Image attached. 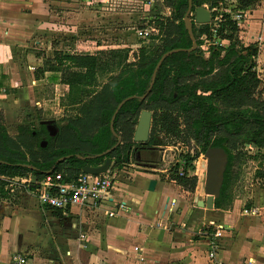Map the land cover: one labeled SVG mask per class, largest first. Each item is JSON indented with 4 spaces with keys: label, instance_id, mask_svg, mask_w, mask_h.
I'll use <instances>...</instances> for the list:
<instances>
[{
    "label": "crops",
    "instance_id": "0c3cea01",
    "mask_svg": "<svg viewBox=\"0 0 264 264\" xmlns=\"http://www.w3.org/2000/svg\"><path fill=\"white\" fill-rule=\"evenodd\" d=\"M145 1L88 5L85 0H0V114L7 135L18 140L20 126L37 129L41 124L54 133L59 124L78 115L69 86L61 82L60 72L41 71L43 60L52 59L55 50L93 54L106 48L127 49L130 62L129 55L135 54H130L131 48L137 45L129 37L135 30L132 21L154 27V20L145 15ZM165 8L168 15L170 8ZM240 30L246 41L250 35L262 37L260 90L264 86V0L246 8ZM85 35L91 41L85 42ZM55 114L64 117L50 118ZM156 151L141 147L140 158L153 159ZM152 165L119 166L112 159L110 167L117 177L109 200L98 209L43 207L24 187L10 190L5 185L8 195L0 197V264H13L16 254H24L29 264H213L208 248L217 230L216 260L264 264L263 179V187L239 205L238 195L230 190V177L216 205L221 177L213 205L207 207L203 186L187 190L166 169ZM178 165L179 161L176 174ZM185 167L184 175H196L187 163ZM31 174L16 177L30 180ZM150 179L156 180L152 189ZM119 203L118 214L108 216L106 210Z\"/></svg>",
    "mask_w": 264,
    "mask_h": 264
},
{
    "label": "trees",
    "instance_id": "16d2710c",
    "mask_svg": "<svg viewBox=\"0 0 264 264\" xmlns=\"http://www.w3.org/2000/svg\"><path fill=\"white\" fill-rule=\"evenodd\" d=\"M218 1L192 0L189 14L188 0H163L162 5L169 7L170 13L155 20L160 33L152 36V43L156 36L157 42L140 46L135 61H127V49H102L93 54L55 50L52 59L45 58L41 71L44 68L60 72V80L73 93L71 100L79 114L59 124L54 133L44 124L37 129L20 126L18 140L7 135L0 114V197L8 195L7 177L32 172L39 180L47 173L62 172L69 179L81 172L84 164H99L106 156L116 165L126 163L128 147L137 144L132 140L137 116L146 108L152 111L147 144L154 143L157 132H163L193 139L199 148L196 156L209 147L224 151L226 161L219 196L215 199V204H220L237 156L233 149L238 140L244 138L264 148V99L256 93L260 77L254 69L258 49L255 35L242 42L236 36V22L225 15L217 35L228 39V43L211 45L208 54L199 47L200 35L209 36L212 24L195 23L192 12L196 6L212 7ZM256 1L239 0V6L249 8ZM186 15L191 18L194 49H189L192 38L184 20ZM163 54L153 78V70ZM111 70L117 72L97 88L98 73ZM151 81L150 90L141 98ZM123 99L113 120L114 134L110 118ZM75 127L104 135V146L96 151L75 150L69 145V134ZM111 147L108 153H103ZM262 162L257 174L264 180V158ZM175 167L170 178L193 191L197 176L178 175Z\"/></svg>",
    "mask_w": 264,
    "mask_h": 264
},
{
    "label": "built area",
    "instance_id": "2783aa9c",
    "mask_svg": "<svg viewBox=\"0 0 264 264\" xmlns=\"http://www.w3.org/2000/svg\"><path fill=\"white\" fill-rule=\"evenodd\" d=\"M99 2L108 3L110 0H85V3L88 5L98 4ZM135 2L136 1H134V3ZM143 5H145L148 11L149 8L154 6V2L153 0H146ZM203 6L210 11V22L208 23L212 24L211 34L209 36L206 34L200 35L201 43L199 47L204 54H208L211 45H224L228 43V39L220 38L217 35V29L220 22L225 18V15L230 16V18L236 22L238 26L236 32L237 38L246 42L240 30L246 8L239 6V0H219L217 4L212 7H209L207 4H203ZM145 15H147V18L150 17L148 12H145ZM153 30L154 27L145 22L143 26L135 28L134 32L139 39L145 40ZM256 42L258 49L257 54L254 56V69L260 77L262 71V67L258 60V54L262 46V37L260 35L256 37ZM185 164V160L180 161L177 168V173L179 175L185 174ZM116 177L117 171L111 169V167L106 172L99 174L81 171L75 177L69 179L62 172H53L47 173L39 180H36L32 189L29 186L30 180L26 178L21 179L13 176L5 179L7 181L6 186L10 188V190H13L15 187H24V189L31 192L41 206L65 211L73 205L89 207L91 209L103 207L105 202L109 200V191ZM121 207V203L115 204L113 207L106 210V214L108 216H115L118 214ZM219 234V230L213 233V238L209 241L208 255L213 261V264H227L216 260L217 243L215 237ZM134 248L137 249V247ZM13 264H29V261L24 254H16L13 256Z\"/></svg>",
    "mask_w": 264,
    "mask_h": 264
},
{
    "label": "rangeland",
    "instance_id": "374dc122",
    "mask_svg": "<svg viewBox=\"0 0 264 264\" xmlns=\"http://www.w3.org/2000/svg\"><path fill=\"white\" fill-rule=\"evenodd\" d=\"M163 13L167 15V9L157 0L154 6L148 9V14L150 15L149 18L154 20V30L145 40L139 39L135 35V32L131 31L129 33L131 42H134V44L137 45L132 46L130 54H136L140 46L152 43V36L160 33L158 26L155 25V20L157 17L163 15ZM132 22L133 23L131 26L135 28L143 24V21H141L140 24L137 20H133ZM90 38L91 37L85 35L84 41H91ZM103 39L110 41L108 38ZM157 39L158 36L154 38L153 43H156ZM135 54L129 55V61L136 60ZM116 72L117 71L111 70L106 71L104 74L98 73L97 79L99 81V85H97V88H99L101 83L107 81L108 78L114 75ZM210 76H214V73ZM256 93L261 99H264V86H262L260 90H257ZM66 113L68 114L69 111L64 112L63 114ZM63 114H55V116H50V118L60 120ZM71 131L72 133L69 134V145H71V147L75 150L79 149L82 151H96L100 150L105 144L104 135L97 134L95 130L90 131L89 129L86 130V128L75 127ZM253 144L254 143L252 141L246 142L244 138H240V140H238V142L236 143L235 148L233 149V154H236L237 156L233 159L230 170V177L232 179L230 190L232 191L233 195H238L240 203L239 205L247 203L249 201V195H251V193H253L257 189V187H263V180L258 176L257 171L259 169H262L264 148H258L256 145L252 146ZM139 145L134 144L128 147V161L126 163L141 162L142 166L144 167H153L152 164L157 163L160 165L161 169H166L165 172L171 175L174 172L173 168L178 164V161L180 163L181 160H185L190 170L195 171L196 175L198 176V190H200V187L203 186V181L201 178L203 176V173L205 172V170L203 169L204 156L202 152L196 156V151H198L199 148L193 139L186 140L182 136L167 135L163 132H157L154 136V143L150 144V146L151 148L153 147L157 149V151L155 152L157 154L154 155L158 156H154L153 159L148 160L140 158L142 156V153L139 152ZM187 157H189V159H186ZM124 164L125 163H123L122 165Z\"/></svg>",
    "mask_w": 264,
    "mask_h": 264
},
{
    "label": "water",
    "instance_id": "95a60500",
    "mask_svg": "<svg viewBox=\"0 0 264 264\" xmlns=\"http://www.w3.org/2000/svg\"><path fill=\"white\" fill-rule=\"evenodd\" d=\"M192 7V0H188V13L191 14L190 10ZM194 22L196 23H208L210 22V11L204 7L203 5H199L195 7L194 12ZM188 15V14H187ZM185 16L184 20L188 29V32L192 38V46L189 49H194L196 47V40L195 37L193 36V31H192V23H191V18L188 16ZM164 54L161 56L159 61L157 62L154 70H153V78L155 76V72L157 67L159 66L161 60L164 58ZM152 85V81L148 88L146 89L145 93L140 95L141 98H144L148 91L150 90V87ZM125 99L121 100L116 109L114 110L109 126L111 131L115 134V131L113 130V120L115 117V114L124 102ZM151 122H152V111L150 109H141L132 133V140L136 143H144L147 142L149 139L150 135V130H151ZM120 142V137L117 136V141L116 144ZM114 147V146H113ZM113 147L105 150L103 153H108ZM203 156L206 160V165H205V172H204V193H205V205L207 207H212L213 205V200L215 196L218 194V189L220 186L221 182V177H222V171L224 169V162L226 161V155L224 151L219 148V147H209L203 152ZM62 158V157H61ZM59 158L58 161L61 159ZM112 164V158L109 156H106L103 160V162L99 164H84L82 166V171L86 173H91V174H99L106 172ZM37 177L35 174L30 175V185L33 186ZM155 179H150L148 183V188L152 189L154 184H155Z\"/></svg>",
    "mask_w": 264,
    "mask_h": 264
},
{
    "label": "bare ground",
    "instance_id": "6f19581e",
    "mask_svg": "<svg viewBox=\"0 0 264 264\" xmlns=\"http://www.w3.org/2000/svg\"><path fill=\"white\" fill-rule=\"evenodd\" d=\"M205 165H206V160H205V158H204V165H203V166H204V168H203L204 170H205ZM201 179H202V181H203V187H204V173H203V176H202ZM203 187H202V190H203V192H204Z\"/></svg>",
    "mask_w": 264,
    "mask_h": 264
},
{
    "label": "flooded vegetation",
    "instance_id": "af4514ba",
    "mask_svg": "<svg viewBox=\"0 0 264 264\" xmlns=\"http://www.w3.org/2000/svg\"><path fill=\"white\" fill-rule=\"evenodd\" d=\"M141 145H139V147H150V144H147V142H144V143H140ZM146 144V145H144Z\"/></svg>",
    "mask_w": 264,
    "mask_h": 264
}]
</instances>
